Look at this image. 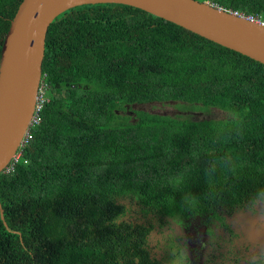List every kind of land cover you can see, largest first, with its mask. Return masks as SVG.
<instances>
[{
  "label": "trees",
  "instance_id": "trees-1",
  "mask_svg": "<svg viewBox=\"0 0 264 264\" xmlns=\"http://www.w3.org/2000/svg\"><path fill=\"white\" fill-rule=\"evenodd\" d=\"M22 1L0 0V62ZM197 1L264 20V0ZM43 76L42 122L0 174V264H157L146 250L152 222L264 201V64L109 3L51 24ZM167 102L228 117L126 114ZM135 207L146 223L127 218Z\"/></svg>",
  "mask_w": 264,
  "mask_h": 264
},
{
  "label": "water",
  "instance_id": "water-1",
  "mask_svg": "<svg viewBox=\"0 0 264 264\" xmlns=\"http://www.w3.org/2000/svg\"><path fill=\"white\" fill-rule=\"evenodd\" d=\"M109 3L142 9L264 64V25L211 3L197 0H23L11 21L1 54L0 174L17 154L32 119L51 24L70 9ZM0 212L4 220L1 204Z\"/></svg>",
  "mask_w": 264,
  "mask_h": 264
},
{
  "label": "flooded vegetation",
  "instance_id": "flooded-vegetation-1",
  "mask_svg": "<svg viewBox=\"0 0 264 264\" xmlns=\"http://www.w3.org/2000/svg\"><path fill=\"white\" fill-rule=\"evenodd\" d=\"M136 208L127 218L134 223H146ZM149 230L146 250L157 264H264L261 200L207 217L169 219L162 224L154 221Z\"/></svg>",
  "mask_w": 264,
  "mask_h": 264
},
{
  "label": "rangeland",
  "instance_id": "rangeland-1",
  "mask_svg": "<svg viewBox=\"0 0 264 264\" xmlns=\"http://www.w3.org/2000/svg\"><path fill=\"white\" fill-rule=\"evenodd\" d=\"M136 110H144L151 113L180 117L192 121L221 120L228 117V114L216 108L204 109L183 102H167L153 104H135L126 111L128 115H134ZM125 114V113H124Z\"/></svg>",
  "mask_w": 264,
  "mask_h": 264
},
{
  "label": "built area",
  "instance_id": "built-area-1",
  "mask_svg": "<svg viewBox=\"0 0 264 264\" xmlns=\"http://www.w3.org/2000/svg\"><path fill=\"white\" fill-rule=\"evenodd\" d=\"M231 11L237 16L244 17L250 21L264 25V20L262 16L260 15H255V14L247 15L244 12L234 11V10H231ZM48 89H49V86L45 82L44 76H43L41 83L39 85L37 96H36L35 108H34L32 119L20 143L18 152L13 157L11 163L5 168L4 170L5 173H10L15 170V166L19 163L20 158L22 156L23 149L30 143V141L33 138V128L38 126L42 122V112L44 110V106L46 102L48 101V97H47Z\"/></svg>",
  "mask_w": 264,
  "mask_h": 264
}]
</instances>
